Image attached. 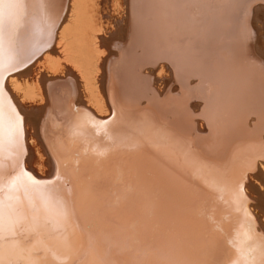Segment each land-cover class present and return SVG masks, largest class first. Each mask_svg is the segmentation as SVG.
<instances>
[{"label": "bare ground", "instance_id": "1", "mask_svg": "<svg viewBox=\"0 0 264 264\" xmlns=\"http://www.w3.org/2000/svg\"><path fill=\"white\" fill-rule=\"evenodd\" d=\"M46 7L48 23L29 17L20 30L21 59L35 55L4 84L24 117V167L53 179L60 157L76 246L86 250L91 233L102 248L118 246L107 258L119 264H229L237 214L193 174L185 153L222 184L264 155V0H47ZM84 113L113 118L117 143L90 125L74 138ZM245 190L264 234V163Z\"/></svg>", "mask_w": 264, "mask_h": 264}, {"label": "snow or ice", "instance_id": "2", "mask_svg": "<svg viewBox=\"0 0 264 264\" xmlns=\"http://www.w3.org/2000/svg\"><path fill=\"white\" fill-rule=\"evenodd\" d=\"M46 3L47 0H0V264H119L107 258L118 246L109 243L102 248L91 233L86 250L76 246L72 224L75 207L70 199L72 189L68 187V182L62 183L60 157H57L58 167L53 179H38L24 167V117L11 103L4 81L7 75L26 66L35 55L32 52L27 59H21L18 39L29 17H39L41 21L49 22L50 13ZM54 27L55 22L49 24V35L53 34ZM250 38H255L254 32ZM112 123L113 118L97 120L91 114L84 113L74 124L72 136L85 137V130L90 125L96 134L103 133L105 138L116 144L109 128ZM119 143L129 146L124 140ZM130 147H138V142ZM89 151L100 157L106 155L107 150L98 147L84 149L85 153ZM6 161H10V165ZM185 162L194 175L218 194L217 199L237 214L236 227L228 241L234 253L229 264H264V234L256 229L245 190L249 173L257 172L258 165L264 163V155L250 161L239 177L228 184L220 183L212 175V170L190 153H185ZM6 168L10 170L6 171ZM208 176L212 178L208 179ZM119 199L117 194V202ZM207 218L217 231H223L221 221L214 215L209 214ZM82 256H93L95 259L89 262L81 259ZM135 264L146 262L137 261ZM155 264L184 262L165 259Z\"/></svg>", "mask_w": 264, "mask_h": 264}, {"label": "water", "instance_id": "3", "mask_svg": "<svg viewBox=\"0 0 264 264\" xmlns=\"http://www.w3.org/2000/svg\"><path fill=\"white\" fill-rule=\"evenodd\" d=\"M105 119V118H104Z\"/></svg>", "mask_w": 264, "mask_h": 264}]
</instances>
